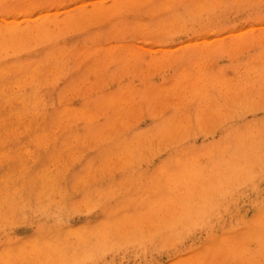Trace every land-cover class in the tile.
Listing matches in <instances>:
<instances>
[{
    "label": "rangeland",
    "instance_id": "rangeland-1",
    "mask_svg": "<svg viewBox=\"0 0 264 264\" xmlns=\"http://www.w3.org/2000/svg\"><path fill=\"white\" fill-rule=\"evenodd\" d=\"M0 264H264V0H0Z\"/></svg>",
    "mask_w": 264,
    "mask_h": 264
}]
</instances>
